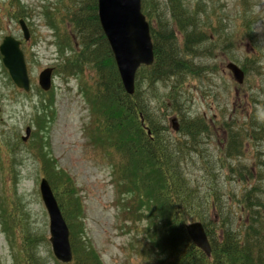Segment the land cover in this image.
<instances>
[{
	"label": "rangeland",
	"instance_id": "374dc122",
	"mask_svg": "<svg viewBox=\"0 0 264 264\" xmlns=\"http://www.w3.org/2000/svg\"><path fill=\"white\" fill-rule=\"evenodd\" d=\"M85 1L0 0V45L7 35L23 40L32 80L30 92L20 90L0 53V264H25L28 243L38 255L43 253L50 264H55L49 241L50 220L40 193L41 179L46 175L53 179L55 171L44 167L43 151L48 152L49 165L65 171L76 184L83 200L87 235L92 247L100 251L103 264L160 262L155 253L138 246L134 236L122 229L117 205L120 194L112 184V169L104 149L92 130L95 116L86 89L98 72L79 56L83 49L81 37L69 21V12ZM183 2L208 36L199 46L203 55L192 57L205 70L197 66L201 77L187 80L180 98L184 103L178 106L171 96L172 85L160 82L150 92V110L162 118V126L170 132L171 119L178 116L181 121L182 114L205 115V120L215 124L213 135L203 145L209 148L206 159L190 163V175L198 184H219L223 201L233 206L234 219L242 223L246 217L237 200L251 184H264V138L253 139L251 125L254 115L264 123V0ZM161 3L166 9V0ZM197 8L202 13H197ZM247 15L251 18L245 26ZM21 18L31 30L30 40H24ZM178 38L183 44L180 34ZM230 62L243 68L242 84L228 70ZM70 63H81L82 71L66 73ZM47 67L55 69L54 85L44 92L39 89L38 79ZM181 106L182 114L175 109ZM233 118L251 136L247 134L242 157L222 162L224 124L233 123ZM28 126L32 127L31 135L23 140ZM230 167L239 172H231ZM250 171L256 180L250 179ZM7 214L12 216L8 218Z\"/></svg>",
	"mask_w": 264,
	"mask_h": 264
},
{
	"label": "trees",
	"instance_id": "16d2710c",
	"mask_svg": "<svg viewBox=\"0 0 264 264\" xmlns=\"http://www.w3.org/2000/svg\"><path fill=\"white\" fill-rule=\"evenodd\" d=\"M143 11L151 23L155 62L151 68H141L133 95L122 85L100 25L97 3L86 0L69 12V21L81 37L83 49L79 56L98 72V77L86 89V97L96 118L94 132L112 169V183L120 194L117 205L124 229L135 235L139 245L158 256L160 262L155 264H264V184H251L241 194L237 202L246 219L238 223L233 206L223 201L219 184H198L190 175L189 164L206 159L209 148L204 149L203 145L213 135L211 123L203 115L182 114L184 106L175 107L183 121L178 133L170 132L149 106L150 92L164 81L172 85L175 104L184 103L180 99L183 86L190 77L200 78L202 74L192 57L203 55L199 46L205 42L207 33L197 17L188 13L183 0H166V9L161 0H143ZM250 18L244 17L245 26ZM178 33L184 37L183 44ZM199 67L205 70L204 66ZM81 69V63H70L65 71L69 74ZM141 116L151 136L142 127ZM260 119L253 116L252 137L263 141L264 123ZM225 131L222 162L242 157L247 134L251 136L244 126L238 127L235 118L233 123L226 124ZM43 153L45 166L55 171L54 180L47 177L59 193V202L71 229L75 254L71 264H103L87 236L83 200L77 194L76 184L73 185L65 171L50 166L48 152ZM230 171L239 172L233 167ZM249 176L256 180L252 171ZM193 220L201 221L207 230L212 248L210 256L187 233L186 224ZM24 261L25 264H50L45 256L37 254L31 243L25 247Z\"/></svg>",
	"mask_w": 264,
	"mask_h": 264
},
{
	"label": "water",
	"instance_id": "95a60500",
	"mask_svg": "<svg viewBox=\"0 0 264 264\" xmlns=\"http://www.w3.org/2000/svg\"><path fill=\"white\" fill-rule=\"evenodd\" d=\"M99 17L102 28L114 53L121 78L129 93L135 91V78L142 64L151 66L154 61V46L150 33V26L142 13L141 0H98ZM22 27L26 39L30 34L23 20ZM21 42L12 36L5 38L1 45L3 61L9 69L16 84L30 90V79ZM228 67L233 71L239 82L244 80V72L235 64ZM52 69L44 70L40 75V84L45 90L52 85ZM175 129L178 130L177 119ZM30 131L28 130V134ZM41 192L50 216V241L56 257L62 262H71L73 252L70 243V230L62 214L59 203L47 179L41 182ZM187 230L194 242L208 255L211 245L204 226L201 222L187 225Z\"/></svg>",
	"mask_w": 264,
	"mask_h": 264
}]
</instances>
